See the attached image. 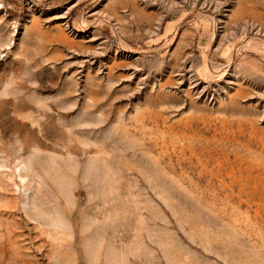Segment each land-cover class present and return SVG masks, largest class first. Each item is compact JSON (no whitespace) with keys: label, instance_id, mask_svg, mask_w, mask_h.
<instances>
[{"label":"rangeland","instance_id":"rangeland-1","mask_svg":"<svg viewBox=\"0 0 264 264\" xmlns=\"http://www.w3.org/2000/svg\"><path fill=\"white\" fill-rule=\"evenodd\" d=\"M0 264H264V0H0Z\"/></svg>","mask_w":264,"mask_h":264}]
</instances>
